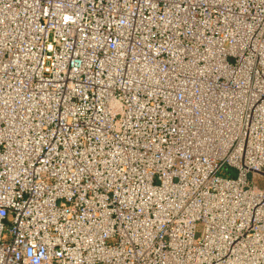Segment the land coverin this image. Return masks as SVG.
<instances>
[{
    "label": "built area",
    "instance_id": "obj_1",
    "mask_svg": "<svg viewBox=\"0 0 264 264\" xmlns=\"http://www.w3.org/2000/svg\"><path fill=\"white\" fill-rule=\"evenodd\" d=\"M257 175L264 0H0V264H264Z\"/></svg>",
    "mask_w": 264,
    "mask_h": 264
},
{
    "label": "rangeland",
    "instance_id": "obj_2",
    "mask_svg": "<svg viewBox=\"0 0 264 264\" xmlns=\"http://www.w3.org/2000/svg\"><path fill=\"white\" fill-rule=\"evenodd\" d=\"M229 171H233V170L223 169L220 171V175L229 176ZM254 178H255V180L259 181L260 183H262L264 185V177L263 176L257 175ZM249 179L252 180V174H250ZM201 228H202V225L199 224V230H201Z\"/></svg>",
    "mask_w": 264,
    "mask_h": 264
},
{
    "label": "water",
    "instance_id": "obj_3",
    "mask_svg": "<svg viewBox=\"0 0 264 264\" xmlns=\"http://www.w3.org/2000/svg\"><path fill=\"white\" fill-rule=\"evenodd\" d=\"M224 169H227L226 167Z\"/></svg>",
    "mask_w": 264,
    "mask_h": 264
}]
</instances>
